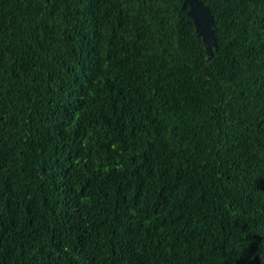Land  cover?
<instances>
[{
	"label": "trees",
	"instance_id": "16d2710c",
	"mask_svg": "<svg viewBox=\"0 0 264 264\" xmlns=\"http://www.w3.org/2000/svg\"><path fill=\"white\" fill-rule=\"evenodd\" d=\"M0 0V264H264V0Z\"/></svg>",
	"mask_w": 264,
	"mask_h": 264
},
{
	"label": "water",
	"instance_id": "95a60500",
	"mask_svg": "<svg viewBox=\"0 0 264 264\" xmlns=\"http://www.w3.org/2000/svg\"><path fill=\"white\" fill-rule=\"evenodd\" d=\"M189 7L188 15L193 19L196 32L201 38L209 59L213 57L217 48V40L214 36V17L209 7H206L201 0H184V7Z\"/></svg>",
	"mask_w": 264,
	"mask_h": 264
}]
</instances>
